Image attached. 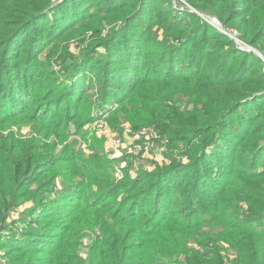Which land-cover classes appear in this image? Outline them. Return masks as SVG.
I'll list each match as a JSON object with an SVG mask.
<instances>
[{
	"label": "trees",
	"instance_id": "obj_1",
	"mask_svg": "<svg viewBox=\"0 0 264 264\" xmlns=\"http://www.w3.org/2000/svg\"><path fill=\"white\" fill-rule=\"evenodd\" d=\"M186 1L264 56V0ZM171 3L0 0L6 264H264L263 63ZM104 114L156 135L169 163L116 178L98 137L78 150L71 137ZM27 204L43 215L8 233Z\"/></svg>",
	"mask_w": 264,
	"mask_h": 264
},
{
	"label": "crops",
	"instance_id": "obj_2",
	"mask_svg": "<svg viewBox=\"0 0 264 264\" xmlns=\"http://www.w3.org/2000/svg\"><path fill=\"white\" fill-rule=\"evenodd\" d=\"M103 124H97L98 128L95 131L102 138V149L113 161L115 171L122 174L126 170L135 175L139 170H153L169 163L164 145L150 136H142L140 139L137 136L139 130L133 132L128 122L121 121L120 131L113 130L105 122ZM136 143L142 145V150L138 155L131 152ZM84 145L85 148H83ZM87 147V143L83 141L77 149L88 153Z\"/></svg>",
	"mask_w": 264,
	"mask_h": 264
},
{
	"label": "rangeland",
	"instance_id": "obj_3",
	"mask_svg": "<svg viewBox=\"0 0 264 264\" xmlns=\"http://www.w3.org/2000/svg\"><path fill=\"white\" fill-rule=\"evenodd\" d=\"M185 3H187L186 0H183ZM171 5H172V8L177 11L179 14L180 13H184V12H192L191 10L189 9H186V10H180V5H181V0H171ZM191 7V6H190ZM191 9V8H190ZM195 14L200 17L204 23L207 24L206 20L204 18H208V17H213L212 15H205V14H202L200 12H195ZM199 14H201L204 18H202L201 16H199ZM208 27H211L209 24H207ZM215 30V29H214ZM211 31V29H210ZM216 31V30H215ZM212 32V31H211ZM218 32V31H217ZM152 35L154 36V38L156 40H161L162 39V28L160 26H155L153 29H152ZM93 34L87 32V33H84L83 36H81V42H78L79 40L75 39V40H70V42L67 44L68 45V49L69 51H73L75 53V55H79L80 52L82 51H85L86 49V46H88L89 44L91 45V42L93 41ZM227 37V36H226ZM228 38V37H227ZM231 40V38H229ZM232 41V40H231ZM233 42V41H232ZM234 43V42H233ZM235 47V45H234ZM236 48V47H235ZM237 49V48H236ZM99 50H101V52H103V49L102 48H99ZM240 52L241 50L238 49ZM95 55H97V52H94L90 55L91 58L95 57ZM253 55V53H252ZM45 56V54L42 56V58ZM50 59L49 61L51 62V65L49 66V64H46L47 62H44L47 69H50L51 71H54V72H60L62 71V63L59 62V58L57 57H54V58H48ZM57 59V60H56ZM263 63V62H262ZM263 69H264V63H263ZM90 91L87 93L88 95H93V92L90 93ZM117 108V105H114L111 110H115ZM108 116V114H104L101 116V120H103L105 122L106 125H108L107 123V119L106 118ZM98 121V120H97ZM97 121H94V122H91L89 125H85L82 129L79 130V133L78 135H75V136H72L71 138L75 137V139H77V145L78 146L79 144H82L83 141L85 140L87 145L89 143V141H92L94 140V136L95 137H98L99 140H102L101 137H99L97 134H96V131L95 129L98 128L97 127V124H99V122ZM103 122V123H104ZM104 125V124H102ZM109 126V125H108ZM25 130V129H24ZM84 141V142H85ZM86 146L84 145L83 148H85ZM60 149V148H59ZM58 149V150H59ZM115 171V170H114ZM114 175V174H113ZM120 177L123 176V174L120 173ZM57 191L59 192V189L57 188L56 189V193ZM51 196V195H50ZM32 207L34 206H29L28 204L27 205H24V206H20L18 207L17 209H15L14 211H11L10 213V218L7 219V232H12V233H20L21 231H24L26 229H29V224L26 223V221H33V219H39L41 217H39V215H43V212L42 210H36V213H33L35 211H32L31 209H33ZM33 213V214H32ZM32 214V215H31ZM8 232V233H9ZM48 234V232H47ZM5 240V243L8 245L7 243V240ZM91 242V235H86L85 237H83L82 241H81V244H80V248H79V254L85 258L88 253H89V244ZM4 251L5 249L3 248V246L1 247L0 249V264H6V258L4 257Z\"/></svg>",
	"mask_w": 264,
	"mask_h": 264
},
{
	"label": "built area",
	"instance_id": "obj_4",
	"mask_svg": "<svg viewBox=\"0 0 264 264\" xmlns=\"http://www.w3.org/2000/svg\"><path fill=\"white\" fill-rule=\"evenodd\" d=\"M180 6H181L180 10L189 9V10L193 11L194 13L197 12L192 7H190V5L188 3H185L183 0H181ZM199 16L204 18L201 14H199ZM204 19L206 20L207 24H209L213 29L218 31L220 34L227 36L228 38H231V40L234 42L235 47L237 49H240L241 52H244L247 54L253 53L264 63V56H262V54L259 51H257L255 48H253L248 43H246L242 38H240V35L236 29L224 27L216 17H208V18H204ZM97 122H99L100 124H103L102 120H98ZM137 136H139L140 139L142 138V136H144V137L150 136L152 138L156 137V135H153L152 133H150L145 128L139 129V131L137 132ZM141 150H142V145L139 143H136L133 146L131 152L135 155H138ZM114 176L116 178H119L120 173L118 171H114Z\"/></svg>",
	"mask_w": 264,
	"mask_h": 264
}]
</instances>
